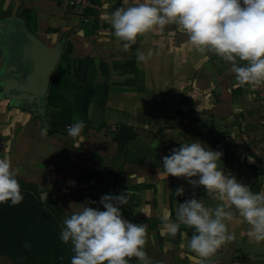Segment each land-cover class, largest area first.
I'll return each instance as SVG.
<instances>
[{
  "label": "crops",
  "instance_id": "1",
  "mask_svg": "<svg viewBox=\"0 0 264 264\" xmlns=\"http://www.w3.org/2000/svg\"><path fill=\"white\" fill-rule=\"evenodd\" d=\"M121 3L92 0L73 13L54 0H0V158L70 214L84 203L103 210V194L127 192L123 216L147 225L150 264H264V242L248 237L246 222L232 225L235 238L210 258L187 247L193 228L161 233L165 208L175 221L179 202L217 203L203 186L167 177L163 157L180 142L222 150L226 170L253 191L264 188V84L238 83L231 62L197 51L174 23L123 51L110 23ZM31 46L59 50L41 101L12 82ZM137 50L153 54L139 61ZM78 121L80 135H68ZM0 264L14 263L0 255Z\"/></svg>",
  "mask_w": 264,
  "mask_h": 264
},
{
  "label": "clouds",
  "instance_id": "2",
  "mask_svg": "<svg viewBox=\"0 0 264 264\" xmlns=\"http://www.w3.org/2000/svg\"><path fill=\"white\" fill-rule=\"evenodd\" d=\"M110 23L125 52L138 37L174 23L187 33L197 51H212L231 62L238 83L264 84V0H122L111 13ZM152 54L137 50V59L145 61ZM83 127V121L74 122L67 126V134L78 136ZM223 155L222 150L192 139L180 142L163 157L167 177H184L194 187L203 186L217 201L213 207L205 198L193 196L179 202L175 221L169 219L166 208L161 216L162 234L175 236L181 224L193 228L187 247L205 258L235 238L231 228L235 223L246 222L248 237L264 242V188L253 191L238 180L226 170ZM174 192L184 195L185 189L181 186ZM23 198L18 170L10 160L0 158V203L15 205ZM98 203L103 210L84 203L80 211L63 220L60 239L72 244L71 264H131L132 257L138 264H150L144 249L147 225L123 216L127 192L103 194Z\"/></svg>",
  "mask_w": 264,
  "mask_h": 264
},
{
  "label": "trees",
  "instance_id": "3",
  "mask_svg": "<svg viewBox=\"0 0 264 264\" xmlns=\"http://www.w3.org/2000/svg\"><path fill=\"white\" fill-rule=\"evenodd\" d=\"M18 179L23 200L15 205L0 203V255L24 256L20 264H71L74 253L60 239L49 200L42 198L43 191L36 183ZM26 242L31 243V249Z\"/></svg>",
  "mask_w": 264,
  "mask_h": 264
},
{
  "label": "water",
  "instance_id": "4",
  "mask_svg": "<svg viewBox=\"0 0 264 264\" xmlns=\"http://www.w3.org/2000/svg\"><path fill=\"white\" fill-rule=\"evenodd\" d=\"M58 59L59 50L57 48L31 46L24 52V57L21 60V65L24 66L27 63V69L16 72L12 77V82L17 86V90L29 93L37 101H41L47 95ZM10 69L17 70V65ZM43 196L45 197V194Z\"/></svg>",
  "mask_w": 264,
  "mask_h": 264
},
{
  "label": "rangeland",
  "instance_id": "5",
  "mask_svg": "<svg viewBox=\"0 0 264 264\" xmlns=\"http://www.w3.org/2000/svg\"><path fill=\"white\" fill-rule=\"evenodd\" d=\"M44 191L42 193V198L44 200L48 199L49 201V208L51 209V214L55 217V219L58 221V225L60 228V233L62 231V228L64 227L63 225V220L65 217H70L71 214L66 212L65 210H63V208L59 205V203L57 202V200L53 199L52 197H49L45 194V197L43 196ZM25 245L27 246L28 249H31V243L30 242H26ZM64 245L66 247L69 248L70 252H72V245L70 243H64ZM14 264H20L21 262H23L25 260L24 256H19V257H12L9 258Z\"/></svg>",
  "mask_w": 264,
  "mask_h": 264
},
{
  "label": "built area",
  "instance_id": "6",
  "mask_svg": "<svg viewBox=\"0 0 264 264\" xmlns=\"http://www.w3.org/2000/svg\"><path fill=\"white\" fill-rule=\"evenodd\" d=\"M73 13H80L92 6V0H54Z\"/></svg>",
  "mask_w": 264,
  "mask_h": 264
},
{
  "label": "flooded vegetation",
  "instance_id": "7",
  "mask_svg": "<svg viewBox=\"0 0 264 264\" xmlns=\"http://www.w3.org/2000/svg\"><path fill=\"white\" fill-rule=\"evenodd\" d=\"M26 61V60H25ZM27 62V61H26Z\"/></svg>",
  "mask_w": 264,
  "mask_h": 264
}]
</instances>
